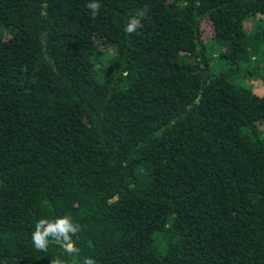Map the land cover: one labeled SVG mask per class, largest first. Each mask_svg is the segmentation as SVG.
Segmentation results:
<instances>
[{
    "label": "trees",
    "instance_id": "obj_1",
    "mask_svg": "<svg viewBox=\"0 0 264 264\" xmlns=\"http://www.w3.org/2000/svg\"><path fill=\"white\" fill-rule=\"evenodd\" d=\"M90 2L0 0V264H264V0Z\"/></svg>",
    "mask_w": 264,
    "mask_h": 264
},
{
    "label": "clouds",
    "instance_id": "obj_2",
    "mask_svg": "<svg viewBox=\"0 0 264 264\" xmlns=\"http://www.w3.org/2000/svg\"><path fill=\"white\" fill-rule=\"evenodd\" d=\"M92 18L95 19L99 14L101 5L97 0L87 4ZM147 17V9H142L136 15L130 17L124 27V32L128 35L136 32L142 27L141 18ZM127 75V73H124ZM80 230L79 225L75 224L71 217H59L53 221L41 218L36 221L35 228L31 233V243L37 252H47L50 245L59 247L62 252L68 256H78L80 249L75 247L72 237ZM50 264H67L66 260L59 256L52 258ZM80 264H97V261L92 257H84Z\"/></svg>",
    "mask_w": 264,
    "mask_h": 264
},
{
    "label": "rangeland",
    "instance_id": "obj_3",
    "mask_svg": "<svg viewBox=\"0 0 264 264\" xmlns=\"http://www.w3.org/2000/svg\"><path fill=\"white\" fill-rule=\"evenodd\" d=\"M250 22H251V18L249 17L247 19V21H246V24L249 25ZM202 26H203V28H206L205 22H202ZM106 47H107L106 50L108 52H111V50H112L111 49V46L107 45ZM240 80L245 81V82H249L251 84H254V83H257L258 82V79H256L253 75H250V76L249 75L242 76Z\"/></svg>",
    "mask_w": 264,
    "mask_h": 264
}]
</instances>
